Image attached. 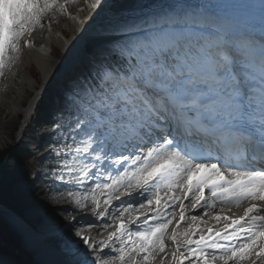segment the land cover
<instances>
[{
  "label": "snow or ice",
  "instance_id": "1",
  "mask_svg": "<svg viewBox=\"0 0 264 264\" xmlns=\"http://www.w3.org/2000/svg\"><path fill=\"white\" fill-rule=\"evenodd\" d=\"M75 2L0 0V77L22 45L32 47L25 37ZM98 34L63 96L67 123L57 126L50 176L58 198L119 223L96 241L71 223L53 220L36 234L17 218L56 255L39 264H153L169 244L173 264H264V0L117 6ZM185 201L207 216L217 202L248 206L238 219L212 216L225 221L214 230L199 227L208 222L188 216ZM137 209L145 212L130 227L121 218Z\"/></svg>",
  "mask_w": 264,
  "mask_h": 264
},
{
  "label": "bare ground",
  "instance_id": "2",
  "mask_svg": "<svg viewBox=\"0 0 264 264\" xmlns=\"http://www.w3.org/2000/svg\"><path fill=\"white\" fill-rule=\"evenodd\" d=\"M252 2L258 3L259 0H252ZM90 3L91 0H76L75 3L67 5L70 20L72 21L75 27V31L73 30L72 35L68 36L63 30H57L52 26L56 19L55 15L54 18H46L47 26L45 27V29H42V33H36V30L41 28L38 27L31 35L25 37V39L31 41L32 47H24L22 45L21 50L18 53V56L15 61H13L9 65V68L4 69V75L0 77V86L2 87V90L0 91V116L3 114V112L13 113L9 120L3 122L0 121L2 127H6L9 122H16L21 117V133L24 134L27 130V125L29 124L28 122L34 114L35 107L42 103L43 98H45L46 96V90L49 89L48 83L51 82L52 78L54 77V74L57 72V63H55L51 55V47L53 42L57 43L65 52V56L61 64L64 69V72L66 73L68 70L74 68L86 56V53L84 51L89 41H95L98 44L101 42L102 37L98 34V27L101 23L92 24L89 26H87L86 23L87 20H89L94 15L95 10H98V12L105 13L106 10L104 4L102 6L86 7L87 13L85 16L75 14V12L77 10H80L82 6H89ZM93 8H95V10ZM58 14L60 13L58 12ZM64 18L65 21L67 16ZM27 60L35 61L40 67L43 74L41 82L34 79V76H28L24 72L21 75L16 74L15 69H18V72H21ZM64 76L65 75H61L60 78L62 79L64 78ZM43 86H45V90ZM34 120H36L37 124L41 125L39 128V130H41L42 119L40 118V116H36V119ZM121 199H126V197H122ZM40 203L43 207H45V213L47 215V218L43 222V225L40 226L42 229L53 220H58L63 223L65 216L67 215V211H74V215L81 214V216L78 217L77 222H80V220L84 219L85 217H87V219H90V224H88L87 228L83 229V234L91 235L96 241L101 240L102 237H108L110 231L116 228L114 227V229L105 231V223H113L111 217L108 216L102 219L97 218L92 213V205L90 204L85 209L81 210L77 208L72 201H66L63 203H59L58 205H51V203L47 200H43ZM112 203L116 206L119 205V201L114 200ZM185 204L188 208V216L199 215L202 220L208 222L207 224H200L199 227H212L214 230L217 227H223L225 221L221 220L217 222L212 218V216L221 215L229 216L232 219H238L244 214V209L248 206L247 203H244L241 204L239 207H231V209L228 210L226 209L227 207H224L219 202H217L216 207L214 209L209 210L211 211L212 216H207L203 214L204 210H198L196 212H193L191 210V204L189 201H185ZM148 207L150 211H154L157 205L154 203ZM0 209L3 210L4 215L10 223L12 229L16 230L19 233L21 232L17 229L15 224V220L17 218L23 219L30 225L33 224L31 219L35 212L33 210L30 213H27L26 217H22L21 215H19V213L6 206H3L2 204H0ZM59 211L63 213H60ZM175 211L177 213V216L174 219L175 223L173 221V223L169 226L168 233L171 232L172 228L175 227L176 222L179 220V207H176ZM58 212L60 214H58ZM144 212L145 209H137L136 211L131 212V214H125V216L121 219L124 221V223L129 224L130 227H132L131 222L134 221L136 217L142 216ZM116 215L119 216V213H116ZM118 223L119 221L116 222V224ZM90 225L92 226L91 228L89 227ZM185 227H187V225H185ZM21 235L26 240L27 249L35 254L36 259L39 262H54L56 260V255L54 251L45 247L44 242H42V240L30 239L31 241H28V237H26L22 233ZM172 251L173 246L169 244L165 248V251L163 253H159L155 256L153 264H164L165 257L168 258L167 264H173V258L171 257ZM0 256H3V258L6 260L16 261L11 256L6 255L2 252H0ZM252 259H255V257L253 256L241 262V264H251ZM185 264H187V262H185Z\"/></svg>",
  "mask_w": 264,
  "mask_h": 264
},
{
  "label": "rangeland",
  "instance_id": "3",
  "mask_svg": "<svg viewBox=\"0 0 264 264\" xmlns=\"http://www.w3.org/2000/svg\"><path fill=\"white\" fill-rule=\"evenodd\" d=\"M159 1V0H157ZM156 1V3H157ZM80 3V2H79ZM110 5L113 3V0H106L104 4L105 6V10L107 8V4ZM141 3H149V0H142ZM87 6H82L80 8V10H77L75 12L76 15H81V16H85L87 13ZM95 10V8H93ZM56 15V19L55 22L52 24V26L57 29V30H63L66 35L70 36L73 34V30L75 31V27L74 24L72 23V21L70 20V16H69V11L67 9V13L66 14H58L55 13ZM64 15V16H63ZM66 20L64 21V17H66ZM101 17V13L98 12V10H95L94 15L87 20L86 25H92L93 24H97V20L100 19ZM109 18L108 15H106L104 17V21ZM47 22V21H46ZM46 22L44 24V27H41L39 29L36 30V33H42V29H45ZM67 22V23H66ZM69 22V24H68ZM100 25V24H99ZM95 41H89L88 43H93L94 45L97 44ZM52 46H59L57 43L53 42ZM98 46V45H96ZM52 49V47H51ZM55 63H57V70L59 71L62 67V64L60 60H58L57 58H55L53 56V54L51 53ZM23 58V57H22ZM25 62V61H24ZM36 63L35 61L32 60H27L25 62V65L23 66V68H25V74H27L28 76L30 75L29 70L31 69L32 71H34L36 73V76L38 78V80L41 82L42 81V77L43 74L40 71V68L36 69L35 68ZM7 69V67L5 68ZM63 71L60 70V73L57 75L58 77L61 75H63ZM36 81V80H35ZM52 87L54 88H60L61 85H57L55 86L54 84H52ZM2 90V87L0 86V91ZM65 93V91H64ZM44 100V98H43ZM58 106H60V108L63 107V104L61 103H57ZM8 113V114H7ZM57 113V110L53 111V115ZM12 112H3V114L0 116V121H7L11 118L12 116ZM33 120L36 119V117L32 118ZM42 119V118H41ZM32 123H37L36 120L33 121ZM21 121L22 118L20 117L16 122H9L7 124L6 127H2L0 124V150L3 149H9V148H30L33 150V152H37L38 150H43V156L41 157V159H39L38 161V166H39V170L36 171V173L34 174L33 177H31L29 180L24 181L19 183L16 186L15 192L17 193V195H19L20 199H24L26 202V205L28 206V209L26 210V214L30 213L32 210L35 211L33 216L31 217L32 219V223H36L38 220H42V223L40 224L43 225V222L46 220V210L45 207H43L41 205V201L43 200H47L51 203V205H58L59 203H63L66 201H71L67 196H64L63 198H58L60 191H63V189L61 188V186L57 183H54L51 179L50 173L44 177V176H39V172L40 170H43V163H48V159L49 158H56V162L58 161V158L55 157V151L59 149L60 146L55 145V141H57L60 137H61V132L57 131V126L60 124H66L67 123V119L65 118L64 114L62 112L59 113L58 115V119L56 120V124L52 125V127H49V125H45V120L44 118L42 119L41 123H42V128L41 130H39L41 125H34V131L35 134L37 136H39L40 138L38 139L39 141L37 142V144L33 143L32 141H30V139L26 136V131L24 133V135L22 136L21 133H19V126L21 125ZM44 172V170H43ZM60 213H63L61 211H59ZM58 212V214H60ZM74 211H67V215L65 216V219L63 221V223H67V221L74 216ZM0 214L2 217H4V219L8 222L7 218L4 215L3 210L0 209ZM175 223V220H173ZM90 222V219L87 217H85L84 219L80 220V222L78 221L77 223L73 224L74 227L76 229H84L88 227V224ZM9 223V222H8ZM111 225L110 227H106V230H110V229H114V227H116V224H109ZM9 227H11L10 223H9ZM14 230V229H13ZM16 231V230H15ZM17 232V231H16ZM17 234L21 237V234L19 232H17ZM21 246L24 250L27 251L26 248V244L24 243L23 239L21 242ZM30 251V250H29ZM27 251V252H29ZM32 253V252H30ZM33 254V253H32ZM31 262L33 264H36V259L34 257L33 254V259H31Z\"/></svg>",
  "mask_w": 264,
  "mask_h": 264
},
{
  "label": "trees",
  "instance_id": "4",
  "mask_svg": "<svg viewBox=\"0 0 264 264\" xmlns=\"http://www.w3.org/2000/svg\"><path fill=\"white\" fill-rule=\"evenodd\" d=\"M155 2L156 0H149ZM142 0H114L113 11L117 6L122 8H135ZM88 50H93V45H88ZM53 53L61 59L64 52L53 48ZM34 73V71H33ZM60 143V139L58 141ZM37 157L25 148H9L0 150V203L11 208L21 215H25L28 206L24 199H20L15 192L16 186L26 181L36 165ZM54 166V160H51ZM50 171L52 168L50 167ZM22 239L15 230L9 227V223L0 214V250L18 259L23 264H33V254L24 250L21 246Z\"/></svg>",
  "mask_w": 264,
  "mask_h": 264
},
{
  "label": "water",
  "instance_id": "5",
  "mask_svg": "<svg viewBox=\"0 0 264 264\" xmlns=\"http://www.w3.org/2000/svg\"><path fill=\"white\" fill-rule=\"evenodd\" d=\"M4 206V205H3Z\"/></svg>",
  "mask_w": 264,
  "mask_h": 264
}]
</instances>
